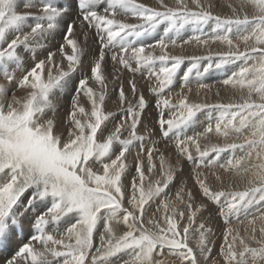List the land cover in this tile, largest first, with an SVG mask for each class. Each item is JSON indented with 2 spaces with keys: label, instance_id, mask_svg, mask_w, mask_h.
Returning <instances> with one entry per match:
<instances>
[{
  "label": "snow or ice",
  "instance_id": "snow-or-ice-1",
  "mask_svg": "<svg viewBox=\"0 0 264 264\" xmlns=\"http://www.w3.org/2000/svg\"><path fill=\"white\" fill-rule=\"evenodd\" d=\"M157 4L24 0V8L36 9L32 12L18 11L19 0H0V75L8 85L26 92L24 96L13 93L9 99V88L0 83V264H56L60 258V264H112L124 252H130V259L121 264H167L165 254L179 264H201V256L217 264L209 246L212 229L204 221L197 223L205 212L211 219L214 210L229 225L218 253L223 264H264V211L252 212L264 204V0H241L239 6L229 3L232 14L227 16L214 14L212 3L201 0H191L193 6L188 0H175V6L165 0ZM210 21L215 27L209 39L229 49L215 54V67L243 62L222 81L246 91L239 102L195 103L183 92L193 72L199 75L201 61L213 59L211 53L172 55L168 49L177 46L175 39L161 38L154 44L138 39L165 22L167 37L185 25ZM58 35L62 42L53 50ZM209 39L195 36L179 46L191 40L207 45ZM21 49L31 53L32 64L17 78V70L24 65ZM38 51L44 53L42 59H37ZM106 58L112 62L117 86V112L104 108ZM211 67L209 63L204 72ZM121 68L133 74L147 70L146 79L154 81L147 88L155 97V119L145 116L150 102L134 76L128 80L130 96L126 94ZM181 71V92L173 102L165 92ZM78 72L83 78H76ZM90 81L98 87L90 86ZM199 87L210 90L208 85ZM66 91L70 104L61 116L53 97ZM81 96L87 98L90 111ZM204 109L220 111L215 124L209 122L202 132L185 134ZM117 115L120 120L109 128ZM213 132L225 140L234 139L202 146L201 140ZM157 135L174 137L177 156L192 165L189 177L180 181L174 194L171 186L183 173V165L180 159L175 165L168 161L156 147ZM146 141L152 147L145 149ZM137 146L140 151L130 169L128 155ZM154 153H159L162 177L155 181L149 178L157 168ZM226 174L231 175L225 187ZM188 179L196 192L188 187ZM33 208L40 211L29 217ZM233 220L244 225L243 233L230 226ZM25 221L34 234L12 248ZM61 224L63 231H59ZM121 228L126 230L118 234ZM193 233L198 234L195 248L190 246Z\"/></svg>",
  "mask_w": 264,
  "mask_h": 264
},
{
  "label": "bare ground",
  "instance_id": "bare-ground-1",
  "mask_svg": "<svg viewBox=\"0 0 264 264\" xmlns=\"http://www.w3.org/2000/svg\"><path fill=\"white\" fill-rule=\"evenodd\" d=\"M20 6L18 7V11H32L35 12V8L31 9H26L23 7L24 0H19ZM35 2H39V0H35ZM140 3H145L148 4L149 6L152 7H157V0H138ZM166 3H168L170 6H175V0H165ZM190 6L191 5V0H188ZM202 3H212L213 8L212 11L216 15H221V16H227L231 15V9L227 7L229 3L239 6L241 3V0H201ZM249 14L252 13V9L248 8L246 9ZM121 19H127V22L135 23V19L131 17H118ZM29 23H33V21H29ZM167 27L166 22L160 26L157 27V29L153 32L148 33L147 36H143L138 38L140 42L144 44H154L156 41H158L157 34L161 35L164 34V28ZM215 27L214 22H209L208 24L204 25H194V24H188L185 25L183 28H180L178 30H175L167 35V37L175 39L177 41V46H171L169 45V53L172 55H183V56H208L210 53L213 56V59L211 61L203 60L201 61L200 66L198 67V72L199 75L196 74V71L193 72L190 80L184 86L183 92L188 95L189 101L190 102H195V103H209V104H214L217 102H223V103H229V102H239L241 95H246V91L242 93L238 88L234 89L231 86H225L223 85L222 81L226 79L228 76L232 74V72H236L239 70L241 66H243L242 61H236L234 63L228 64V65H223L220 68H216L215 64L218 63V58L216 57V53H222L228 51V46L226 44H222L220 42H215L213 43L209 37L212 34V29ZM25 30H28L27 28ZM219 34H222L220 32ZM158 35V36H159ZM163 35V36H164ZM195 36H201L204 39H209V43L207 45L203 44H198L195 40H191L190 43L183 44L182 47L181 45L183 41L185 40H190L192 37ZM159 38H162L161 36ZM168 38V39H169ZM235 35L233 36V39L235 40ZM58 42H62L60 40L59 35L56 38V41L53 42L52 48L54 50L55 44ZM167 42V40H166ZM239 42V41H237ZM241 50H243L244 45L241 43L240 45ZM93 52L98 54V49L96 48L95 45L92 46ZM156 54L160 53L159 48L155 49ZM20 54L22 58L24 59V65L23 68L20 70H17L16 75L17 78L22 76L24 69L30 68L32 61H31V53L24 51L23 49L20 50ZM44 56V53L38 51L37 59H42ZM110 56V54H109ZM88 59H91L89 57ZM57 60H59V57H57ZM211 63L213 64V67H211L207 72H204V68L207 67V65ZM188 65V62H185V66ZM135 66V65H133ZM182 66V67H185ZM12 67L10 66L9 70H12ZM119 67V66H117ZM122 73V82L124 83V87L126 90V94L128 93V80L132 79L133 76L136 80L137 87L140 92H142L145 95V98L150 102L149 107L147 109V112L145 113V116L147 117L149 114L153 119L157 117V112L154 107L155 103V97L152 96V94L148 91L147 85L149 83H154V81H148L146 79L147 76V70H141L140 72L137 73H131L128 72L127 70L120 69ZM90 74V73H87ZM77 79L83 78V74L77 73L75 74ZM105 75L107 77V82H108V96L105 101V111H111V112H117V109L120 107L118 103V93L117 91L114 90L116 88V84L113 81V69H112V62L110 59L106 58L105 61ZM180 76H182V71L178 75L174 86L171 88L170 91H166L165 95L170 96L173 102H176L178 100V93L181 92V79ZM0 83H4L6 87L9 88L8 92V98H11V95L15 93L17 96H24L26 95V92L24 90L18 89L15 84L13 85H8L7 82L4 80L3 76L0 75ZM201 84L208 85L210 86L209 88H200L199 86ZM90 86L93 87H98L97 85L94 84V82L90 81ZM191 89V92L188 91V89ZM217 91H219V96L216 95ZM130 96V94H129ZM70 99L71 96L70 94L66 91L63 94L57 93L56 96L53 97V102L57 105L58 108V115L64 116L68 110V106L70 104ZM131 99V97H130ZM133 102H135L133 100ZM81 103L84 104V106L90 111V104L87 102V98L81 96ZM51 115V113H49ZM167 110L165 113V118H167ZM220 115V111L218 109H204L202 112L197 114V117L194 120V123L189 126V128L186 130L187 135H193L198 132H202L208 125L209 122H211L213 125L215 124L216 118ZM120 120V116L117 115L116 120L112 121L109 124V128H111L116 122ZM139 132L143 133L144 128L143 126H139ZM154 139L158 140L159 142L156 144V147L159 148L161 152H164L165 157L168 159L170 163L173 165L176 164L177 159L181 160V163L183 165V173L178 175L177 180L174 185L171 186L172 193L174 194L176 188L180 186V181L184 180L189 177L190 170L192 165L189 162H186L183 158L178 157L175 151V144H174V137L168 138V139H161L159 135L157 137H154ZM234 137H231L227 140L225 138L218 136L215 132L210 133L207 137V139H202L201 140V145H211V144H223V143H231ZM239 142V141H237ZM152 147V144L150 142H145V149ZM140 149L139 147H133L131 149V154L128 155L127 162L130 166L134 164L135 162V157L137 153H139ZM228 155H231L229 153ZM237 155H242V153L237 152ZM159 153H154L153 160L157 165V168L154 170V173L149 177L151 180L155 181L156 179H162V177L159 176ZM226 158V156L224 157ZM224 162V159L221 160V163ZM147 159L144 158V168H145V173L147 174ZM217 171H220L219 169H216ZM207 171V170H205ZM134 174V171L132 172ZM231 174H226V179H225V187L227 186L228 179L227 177L230 176ZM131 179V176H127L125 179V183L127 184ZM213 185L215 188H219L220 185L216 184L213 182ZM188 187L192 188L193 192H196L197 189L193 184V181L191 179H188ZM242 187V186H241ZM28 195V194H26ZM23 202V198H22ZM40 211L39 208H33L27 215L30 217L35 213H38ZM154 211L153 209H149V212ZM259 211H264V204H258L256 205L253 209L252 212L255 214H258ZM243 219V217H241ZM200 221H204L206 223L207 227H211L212 229V234L209 236V246L212 247V258L216 260L217 264H223L222 259L219 257V249L220 245L223 243V232L225 228L229 225H225L224 221L215 213V210L213 211V214L211 216V219H209V214L205 212L203 215H201L197 223ZM186 222V221H185ZM246 224V221H245ZM231 227L234 228H239L241 229V232L243 233V224H240L238 221L233 220ZM65 225L61 224L59 227V231H63ZM49 231H55L53 228H49ZM103 231V229H100ZM123 230H126L124 228H121L118 231V234H121ZM31 234H34L32 229L29 227L27 221H25L24 226L22 228H18L17 230V236L15 239L12 241V248L18 247L20 244L28 242V238L30 237ZM96 240L98 242L99 240V233L96 234ZM198 241V234L193 233L192 238L190 240V246H193L195 248L196 244ZM39 246V245H37ZM166 256V262L167 264H179V260L175 257ZM160 258V257H157ZM201 264H211V262H205L203 257H199ZM61 259H58L56 261V264H60ZM90 259V258H89ZM130 259V252H124L121 253L119 256L113 258L112 264H121V260H129Z\"/></svg>",
  "mask_w": 264,
  "mask_h": 264
},
{
  "label": "rangeland",
  "instance_id": "rangeland-1",
  "mask_svg": "<svg viewBox=\"0 0 264 264\" xmlns=\"http://www.w3.org/2000/svg\"><path fill=\"white\" fill-rule=\"evenodd\" d=\"M156 35H157V38H158V40H160L161 38H159L160 36L162 37V38H165L166 40H171L172 38H169V37H165V35L164 34H161V35H159V34H157V31H156ZM159 35V36H158ZM164 35V36H163ZM169 38V39H168Z\"/></svg>",
  "mask_w": 264,
  "mask_h": 264
}]
</instances>
